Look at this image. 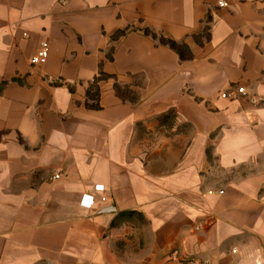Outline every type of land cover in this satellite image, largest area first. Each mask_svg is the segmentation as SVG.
<instances>
[{"label": "crops", "instance_id": "0c3cea01", "mask_svg": "<svg viewBox=\"0 0 264 264\" xmlns=\"http://www.w3.org/2000/svg\"><path fill=\"white\" fill-rule=\"evenodd\" d=\"M263 71L264 0H0V264H264Z\"/></svg>", "mask_w": 264, "mask_h": 264}, {"label": "built area", "instance_id": "2783aa9c", "mask_svg": "<svg viewBox=\"0 0 264 264\" xmlns=\"http://www.w3.org/2000/svg\"><path fill=\"white\" fill-rule=\"evenodd\" d=\"M62 3H65L68 0H59ZM220 6L225 5L224 2H219ZM49 55V45L48 42L43 40L39 43L38 49L36 50L35 54L31 56L30 62L32 64H44L47 61ZM264 75V71L262 73ZM246 93V90L243 86H237L236 88L225 91L221 93L222 98H236L238 95H243ZM262 102H264V99H262ZM103 190V185H95L93 187V191L98 192ZM95 200L93 195L83 193L80 198V204L86 207H90L94 204ZM190 264H209L207 260H189Z\"/></svg>", "mask_w": 264, "mask_h": 264}, {"label": "trees", "instance_id": "16d2710c", "mask_svg": "<svg viewBox=\"0 0 264 264\" xmlns=\"http://www.w3.org/2000/svg\"><path fill=\"white\" fill-rule=\"evenodd\" d=\"M161 41H162L163 43L168 44L169 46H171V47H173V48H176V47H177V44H176L174 41H172V40H168V39H163V38H161Z\"/></svg>", "mask_w": 264, "mask_h": 264}]
</instances>
